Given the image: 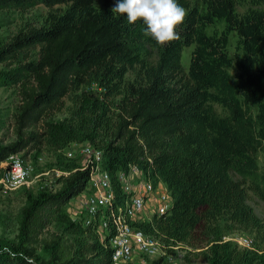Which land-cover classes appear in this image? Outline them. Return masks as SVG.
I'll list each match as a JSON object with an SVG mask.
<instances>
[{
  "label": "trees",
  "instance_id": "obj_1",
  "mask_svg": "<svg viewBox=\"0 0 264 264\" xmlns=\"http://www.w3.org/2000/svg\"><path fill=\"white\" fill-rule=\"evenodd\" d=\"M198 1L177 0L188 13L177 29L180 39L160 47L142 23L128 24L111 12L116 0H0V9H50L44 25L19 31L0 48V63L38 48L37 59L0 71V86L18 87L15 129L22 135L0 147V163L28 142L38 144L45 132L61 145L87 140L101 148L117 198L116 175L130 165L165 184L172 206L138 225L159 238L166 253L183 244L200 248L206 264H264V253L223 239L234 230L253 233L254 246L264 239V220L247 203L248 191L264 202L262 0H250L242 11L240 0ZM216 20L224 30L207 34ZM230 32L238 54L227 49ZM190 45L184 68L181 52ZM90 76L105 90L89 103L88 123L53 127L50 114ZM41 121L44 133L23 132ZM65 168L69 174L58 190L40 193L24 208L18 240L0 243V264H110V250L95 230L65 212L85 188L89 169ZM52 222L61 231L43 239L38 255L32 244Z\"/></svg>",
  "mask_w": 264,
  "mask_h": 264
},
{
  "label": "rangeland",
  "instance_id": "obj_2",
  "mask_svg": "<svg viewBox=\"0 0 264 264\" xmlns=\"http://www.w3.org/2000/svg\"><path fill=\"white\" fill-rule=\"evenodd\" d=\"M238 10L242 11L249 6L250 0H240ZM192 4L198 5V0H190ZM264 8V0L258 5ZM50 9L43 4H37L26 9L16 7H5L0 9V48L5 45L19 31L28 27H40L45 24V20ZM225 28L223 21L216 20L206 27L207 34H219ZM236 35L234 32L229 33V43L227 46L231 54H238L236 47ZM193 45L184 47L181 52V64L184 68L188 67ZM38 48H29L17 53L14 57L0 63V71L9 70L19 63L37 59ZM126 79L132 80L133 74L128 72ZM98 81L90 76L87 83L79 89L71 90L63 99L62 106L52 112L50 123L55 128L70 125L76 121L87 124L86 116L91 114L88 105L93 101V97L100 91H104ZM120 96H116L113 101H117ZM110 101L112 98H108ZM108 100V101H109ZM21 103L17 85L0 86V147H5L22 138L15 129V115L18 113V107ZM113 109V108H112ZM84 117L81 121L79 119ZM46 120V119H45ZM45 121H41L36 129L28 128L23 132L36 131L42 132L48 130ZM38 144L30 141L28 145L19 151L18 154L23 158L24 163L29 167V182L18 189L9 190L0 183V243L5 241H17L19 227L23 210L29 203L40 193L55 192L61 187V180L69 172L66 170L67 164L74 163L79 170L89 168L93 159L92 150L87 148L94 147L102 153L101 148L94 146L87 140L71 141L65 145L55 142L53 137L45 132ZM91 158V160H90ZM103 161V156H102ZM262 164V158L259 159ZM4 164V163H3ZM3 165L0 163V177ZM74 169V170H76ZM85 192L80 193L75 199L72 198L65 206L66 214L75 219L77 207L83 200ZM247 203L253 208L255 213L264 220V202L260 200L252 191L247 192ZM59 224L52 222L46 226L38 235L32 246L36 254L42 255L41 244L43 239L49 237L51 233L60 232ZM240 237H247L253 240V245L248 249H254L257 253H264V239L257 240L254 246V234L242 230H234L226 234L223 239L229 240L236 244L237 247L243 248L238 241ZM246 248V247H244ZM200 248H192L180 244L177 249L169 253L172 257H145L136 255L133 257L131 264H206L202 257H198L197 251Z\"/></svg>",
  "mask_w": 264,
  "mask_h": 264
},
{
  "label": "built area",
  "instance_id": "obj_3",
  "mask_svg": "<svg viewBox=\"0 0 264 264\" xmlns=\"http://www.w3.org/2000/svg\"><path fill=\"white\" fill-rule=\"evenodd\" d=\"M87 150L93 151V161L87 168L89 177L81 192L85 195L77 207L74 221L95 230L103 246L110 250V264H128L136 255L171 259L163 250L160 239L138 225L150 222L172 206L173 199L165 184L161 180L153 182L143 170L130 165L127 173L121 171L116 175L121 191L117 198L111 176L103 166L102 153L91 146ZM3 163L0 177L3 187L15 190L28 184L29 167L21 156L11 154ZM238 243L250 248L253 240L240 237ZM171 247L177 249V246Z\"/></svg>",
  "mask_w": 264,
  "mask_h": 264
},
{
  "label": "clouds",
  "instance_id": "obj_4",
  "mask_svg": "<svg viewBox=\"0 0 264 264\" xmlns=\"http://www.w3.org/2000/svg\"><path fill=\"white\" fill-rule=\"evenodd\" d=\"M111 12L126 16L128 24L142 23L144 35L160 47L180 39L177 29L188 15L177 0H116Z\"/></svg>",
  "mask_w": 264,
  "mask_h": 264
}]
</instances>
